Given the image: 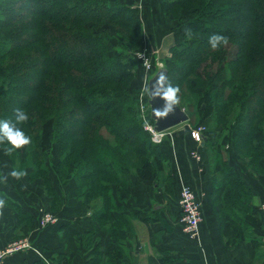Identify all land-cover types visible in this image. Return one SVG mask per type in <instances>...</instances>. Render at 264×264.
<instances>
[{
	"label": "trees",
	"instance_id": "16d2710c",
	"mask_svg": "<svg viewBox=\"0 0 264 264\" xmlns=\"http://www.w3.org/2000/svg\"><path fill=\"white\" fill-rule=\"evenodd\" d=\"M161 9L173 20L192 16L162 61L167 87L179 88L178 106L206 127L212 206L219 235L233 248L254 234V194L216 135L235 116L234 157L264 173V0H161ZM213 34L227 43L213 49ZM142 44L139 9L125 0H0V120L25 111L29 118L19 127L32 140L9 156L42 181L51 211L61 210L60 189L69 192L72 181L85 208L97 202L91 219L115 247L104 253L98 232L87 234L86 264H117L128 256L124 244L136 222L154 220L130 207L137 182L171 192L177 181L169 166L181 139L154 143L141 117L134 53ZM229 45L237 50L231 59ZM143 99L149 102L148 90ZM148 119L154 124L150 110ZM47 131L57 153L44 143Z\"/></svg>",
	"mask_w": 264,
	"mask_h": 264
},
{
	"label": "crops",
	"instance_id": "0c3cea01",
	"mask_svg": "<svg viewBox=\"0 0 264 264\" xmlns=\"http://www.w3.org/2000/svg\"><path fill=\"white\" fill-rule=\"evenodd\" d=\"M25 149L18 151L25 152ZM200 152L204 158L201 165L196 161L187 164L188 154L178 150L173 166L178 181H174L175 188L182 180L190 183L201 202L203 222L200 239H190L183 230L177 189L172 195L157 184L137 182L130 207L139 212L140 219L151 215L154 220L150 223L136 222L135 236L124 244L128 256L117 264H264V211L261 209L264 204V173L245 176L254 194V234L250 240L228 248L219 235L212 206L214 177L209 171L207 150L202 146ZM18 165L0 147V176L19 169ZM23 170L27 172L25 177L15 179L9 175L6 183L0 182V198L6 200V206L0 212V249L23 237L30 238L34 249L11 255L3 264H86L92 249H87L82 239L93 231L98 232L97 243L101 244L104 253L114 249V242L91 219V213L98 204L85 208L76 197L74 181L68 186L69 192L60 189L63 207L55 212V222L42 231L39 224L42 210H51V198L46 195L42 181L32 180L30 169ZM53 176L59 187V179ZM39 249L44 256H40Z\"/></svg>",
	"mask_w": 264,
	"mask_h": 264
},
{
	"label": "rangeland",
	"instance_id": "374dc122",
	"mask_svg": "<svg viewBox=\"0 0 264 264\" xmlns=\"http://www.w3.org/2000/svg\"><path fill=\"white\" fill-rule=\"evenodd\" d=\"M125 1L129 5L139 9L140 19H141V23L143 27L142 47L140 50L134 53V57L139 63L138 76L135 81V84H136V87L139 90H141V93H140V96H141L145 92V90H148L147 80L152 72L151 71L150 73H146V70L143 64V59L144 58L149 59L153 64L152 70H154L158 62H162L164 58L169 57L171 47L174 46L176 43L182 41V34L186 31V26L191 21L192 16L190 14H184L181 21L171 19L169 16H166L164 12L162 11L161 0H125ZM228 49H229V58L231 59L235 56L237 50L232 45H229ZM182 109H184L186 112L188 111L185 108H182ZM235 118H236L235 116L229 118L228 124L223 129L218 131V134L216 135L217 141H218V147L224 154L229 155L232 165L235 166V168L239 172H241L242 175L247 176V177H252V175H258L247 168L246 161L239 160L234 157L235 155L233 154L231 141H232V136L234 134L232 131V126L235 121ZM205 128L206 127L203 124L199 126H195L190 121V118H189V121H187L186 123H183L179 126H176L172 129L167 130L166 132H170V134L166 138L170 140L172 145L174 144L175 139L183 140V141L180 140L179 142V148H180L179 150L181 151L184 150L185 153L188 154L187 164H189V163L196 161V159L193 157V153L200 154V156L202 155L200 152V149L202 147L201 143L203 142V138L201 135L204 134V132L206 131ZM48 129L50 130V128ZM50 138H51V131H47L46 139L44 143L46 147L53 148L55 153H57L56 147L55 145L52 144V141L50 140ZM21 149L23 150V148ZM56 157L58 158L57 155ZM196 162L199 165L202 164V161L200 162L196 161ZM173 166H175V160H173L171 163V166H169V170L171 174H173ZM18 167L20 169V165H18ZM174 169L176 172L175 167ZM245 170H247V172H249L250 174L246 173ZM174 181H173V188L171 187L172 191L169 192L165 190L167 193L169 192L172 195L176 193ZM188 184L192 187L190 183ZM152 185H155V184H152ZM44 191H46L45 187H44ZM178 194H179L178 195V204H179V200H180L179 190H178ZM94 205H97V202H95ZM42 211L43 213L41 215L39 224H40L41 230L43 231V230H46L48 226L52 225L55 222L56 218L54 215L55 212L51 211L50 209L49 211H47V209L42 210ZM186 236L188 237V235ZM88 241H89L88 238L83 237L82 242L85 247H87L86 243H88ZM33 247L34 246L32 245L29 237L17 238V239L12 240L9 244H7L5 247L0 249V254H2L6 250L8 252V254L4 256L0 264H3V262L9 256L14 255L19 252H23ZM38 251H39L40 256L42 257L43 251H41L40 249Z\"/></svg>",
	"mask_w": 264,
	"mask_h": 264
},
{
	"label": "built area",
	"instance_id": "2783aa9c",
	"mask_svg": "<svg viewBox=\"0 0 264 264\" xmlns=\"http://www.w3.org/2000/svg\"><path fill=\"white\" fill-rule=\"evenodd\" d=\"M143 64L146 73H150L153 69L152 62L149 59L144 58ZM140 108L141 117L145 122L144 128L151 133L152 141L156 144L163 143L170 132H156L154 130V124L151 123L148 119L150 105L149 102L147 103L144 101L143 94L141 95ZM201 136L203 138V134ZM193 157L198 162L202 161L200 154L193 153ZM179 205L181 211V222L185 234L188 235V237L192 240H199L201 224L203 222L201 202L199 201V198L193 188L183 180L181 181L180 187ZM261 209L264 211V204L261 206ZM6 254H8L7 250L0 254V262Z\"/></svg>",
	"mask_w": 264,
	"mask_h": 264
},
{
	"label": "clouds",
	"instance_id": "9594fccd",
	"mask_svg": "<svg viewBox=\"0 0 264 264\" xmlns=\"http://www.w3.org/2000/svg\"><path fill=\"white\" fill-rule=\"evenodd\" d=\"M227 38L219 35L213 34L209 37V44L213 49L226 44ZM179 88L169 87L166 91V99L168 101L166 110L161 113V115H166L167 112L172 110L174 104L179 103L178 98ZM28 115L25 111L17 109L15 112V120H0V144H7L9 147L5 149L8 154H11L14 150L24 148L31 145V137L26 135L24 131L19 127V125L26 123L28 120ZM15 179H21L27 175V172L20 169H14L7 175L0 176V182L6 183L8 176ZM6 200L0 198V212L5 208Z\"/></svg>",
	"mask_w": 264,
	"mask_h": 264
},
{
	"label": "water",
	"instance_id": "95a60500",
	"mask_svg": "<svg viewBox=\"0 0 264 264\" xmlns=\"http://www.w3.org/2000/svg\"><path fill=\"white\" fill-rule=\"evenodd\" d=\"M168 77L169 70L166 63L162 61L156 64L155 70L147 80L150 115L156 132H164L189 121L188 113L178 104H174L172 110L166 115H161L168 104L166 99Z\"/></svg>",
	"mask_w": 264,
	"mask_h": 264
}]
</instances>
